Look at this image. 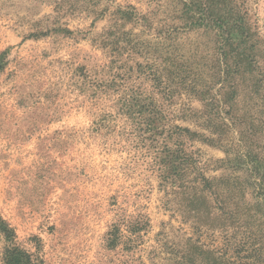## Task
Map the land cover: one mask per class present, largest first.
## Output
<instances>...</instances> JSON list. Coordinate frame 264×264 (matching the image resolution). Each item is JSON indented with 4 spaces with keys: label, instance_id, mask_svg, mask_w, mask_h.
Returning <instances> with one entry per match:
<instances>
[{
    "label": "rangeland",
    "instance_id": "obj_1",
    "mask_svg": "<svg viewBox=\"0 0 264 264\" xmlns=\"http://www.w3.org/2000/svg\"><path fill=\"white\" fill-rule=\"evenodd\" d=\"M247 27L264 68V0H0V264H264V103L215 78Z\"/></svg>",
    "mask_w": 264,
    "mask_h": 264
},
{
    "label": "trees",
    "instance_id": "obj_2",
    "mask_svg": "<svg viewBox=\"0 0 264 264\" xmlns=\"http://www.w3.org/2000/svg\"><path fill=\"white\" fill-rule=\"evenodd\" d=\"M244 36V40L237 49L238 51L229 55V59L236 65L235 68L227 67L224 71L217 72L215 74V78L222 81L223 89L226 87V97L228 96V98L233 99L240 89L246 88L250 89L256 95H259V99L264 103V92L262 94L260 93V91L262 92L264 90V68L262 66L260 56L258 57L256 54L259 41L254 39L255 35H250L248 27ZM238 77H240V81H242V83L239 82ZM207 95H209V93ZM210 100H215V96L210 97ZM227 115L229 116V122L235 124L239 121L238 113L232 111V109L227 113ZM185 131L188 132L187 130ZM218 138L219 139H211V142L216 144L217 141L223 144V134L218 136ZM168 159L170 160V157ZM188 160L190 159L181 155H178L175 159L173 157L171 159V161L174 162V166H182ZM196 180L201 182L202 189L199 192L197 185L186 188L194 191L196 205L197 201H202L206 204V209H208L210 207L208 202H210V199L212 198L216 204L218 203L219 207L222 206V197L217 192L215 180L208 179L205 174L201 172V170L199 171L198 176H196ZM197 212L200 213L201 211L197 210ZM7 233L11 244L5 249V264H43L25 250L15 246L13 242L14 235H12L10 231ZM201 236L202 234L199 239L193 241L190 248L191 250H189V256L183 258L184 262L182 264H225L223 252L217 249H212L210 246L208 247L207 245L201 243Z\"/></svg>",
    "mask_w": 264,
    "mask_h": 264
}]
</instances>
